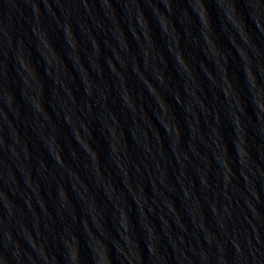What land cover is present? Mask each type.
Masks as SVG:
<instances>
[{"label": "water", "instance_id": "obj_1", "mask_svg": "<svg viewBox=\"0 0 264 264\" xmlns=\"http://www.w3.org/2000/svg\"><path fill=\"white\" fill-rule=\"evenodd\" d=\"M0 264H264V0H0Z\"/></svg>", "mask_w": 264, "mask_h": 264}]
</instances>
